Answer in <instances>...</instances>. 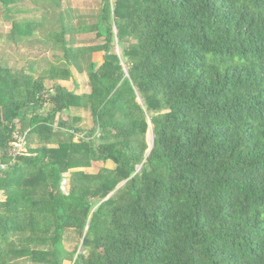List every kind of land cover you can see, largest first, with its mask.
I'll list each match as a JSON object with an SVG mask.
<instances>
[{
    "label": "trees",
    "instance_id": "obj_1",
    "mask_svg": "<svg viewBox=\"0 0 264 264\" xmlns=\"http://www.w3.org/2000/svg\"><path fill=\"white\" fill-rule=\"evenodd\" d=\"M26 2L40 16L10 40L38 31L52 58L39 77L0 68V152L29 131L0 174V264H264V0H0V15ZM73 68L87 93L60 84Z\"/></svg>",
    "mask_w": 264,
    "mask_h": 264
},
{
    "label": "crops",
    "instance_id": "obj_2",
    "mask_svg": "<svg viewBox=\"0 0 264 264\" xmlns=\"http://www.w3.org/2000/svg\"><path fill=\"white\" fill-rule=\"evenodd\" d=\"M1 16V15H0ZM4 20L6 24L13 23V18L7 19L8 17L4 14ZM1 16V17H3ZM2 21V19H0ZM3 22V21H2ZM1 28V27H0ZM7 35L0 33V68H5L11 73H17L18 71L25 74L34 75L39 77L42 74V69L46 67L47 60L43 59L45 56L42 54L37 47H17L15 44H3V39L10 40L11 31L6 32ZM37 45V44H35ZM104 54L101 52L93 55V61L98 63L99 66L103 64ZM73 78L70 81L60 82L63 86L67 87L71 91H75L77 94L87 93L88 77L86 73H79L76 69H72ZM47 85H51V82H47ZM85 113V112H84ZM86 116V113H85Z\"/></svg>",
    "mask_w": 264,
    "mask_h": 264
},
{
    "label": "rangeland",
    "instance_id": "obj_3",
    "mask_svg": "<svg viewBox=\"0 0 264 264\" xmlns=\"http://www.w3.org/2000/svg\"><path fill=\"white\" fill-rule=\"evenodd\" d=\"M36 5L32 2H26L24 4H21L19 6H17L16 9H20V12H13L11 14V17L13 18V21H16V22H22L23 20L25 19H33L34 16H40L39 13H36L35 14V7ZM64 8H71L74 13L76 14H86V15H91L92 13H96L98 11V9L100 8V5H99V2H96V1H75V2H70V3H65L64 5ZM28 9V11H26ZM3 16V15H1ZM0 16V19H2V21H0V33H2V35H7L6 32H9L11 31L12 29V23L11 24H6L4 22H6L4 20V16L1 17ZM8 17V16H7ZM85 37L87 39H94L95 37V34H92V35H85ZM85 37H81L83 39H85ZM39 38V32L36 31L34 35H32L31 37H29L27 39H25L24 41H21L20 44L18 45V47H27L29 45H31V47H37V39ZM32 41V42H31ZM3 44L6 45V44H12V42L8 41V40H5L3 39ZM37 44V45H35ZM52 58V56H50V54H47V56H44L43 59L49 61L50 59ZM83 116V122H82V126L85 127V128H91L93 126V123H92V120L90 119L89 115L86 114L85 116V113L82 114ZM154 138V134H153V128L151 127L149 133H148V140H150L149 142L152 144V139ZM103 166H106L108 168H112L113 167V164L112 163H107L106 165H103V164H99L93 168H87V169H84L85 171H87L88 173H98L99 170L103 167ZM69 175L66 176V181L63 185L64 187V190L65 191H68L69 189ZM79 245V241L77 240V237L76 236H72L71 238H69V241L67 243V247L71 250L75 247H77ZM65 264H71V262H65Z\"/></svg>",
    "mask_w": 264,
    "mask_h": 264
},
{
    "label": "built area",
    "instance_id": "obj_4",
    "mask_svg": "<svg viewBox=\"0 0 264 264\" xmlns=\"http://www.w3.org/2000/svg\"><path fill=\"white\" fill-rule=\"evenodd\" d=\"M29 131H22L16 127L12 131L11 139L7 149L0 152V174L14 166L17 159L28 154Z\"/></svg>",
    "mask_w": 264,
    "mask_h": 264
},
{
    "label": "water",
    "instance_id": "obj_5",
    "mask_svg": "<svg viewBox=\"0 0 264 264\" xmlns=\"http://www.w3.org/2000/svg\"><path fill=\"white\" fill-rule=\"evenodd\" d=\"M140 103H142L141 99H140ZM149 141H150V140H149ZM153 141H154V138L152 139V143H153Z\"/></svg>",
    "mask_w": 264,
    "mask_h": 264
}]
</instances>
